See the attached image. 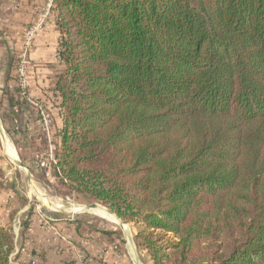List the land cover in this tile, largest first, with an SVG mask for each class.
<instances>
[{
    "label": "trees",
    "instance_id": "obj_1",
    "mask_svg": "<svg viewBox=\"0 0 264 264\" xmlns=\"http://www.w3.org/2000/svg\"><path fill=\"white\" fill-rule=\"evenodd\" d=\"M53 4L54 175L132 224L150 264H264V0ZM14 252L0 223V264Z\"/></svg>",
    "mask_w": 264,
    "mask_h": 264
},
{
    "label": "rangeland",
    "instance_id": "obj_2",
    "mask_svg": "<svg viewBox=\"0 0 264 264\" xmlns=\"http://www.w3.org/2000/svg\"><path fill=\"white\" fill-rule=\"evenodd\" d=\"M3 14V11H1L0 18H3ZM48 24L49 21L45 25L44 29ZM1 28L0 23V31ZM18 55L19 51L13 54L12 59L13 67L10 78L13 79V83L10 84L12 86L10 87L13 89L14 87L16 88L17 83L16 68L18 65ZM54 62L56 65L62 66V64L58 61L54 60ZM57 71L59 72L60 69H57ZM2 86L3 83L0 75V125L6 139H9L7 141L15 150L17 159L23 163L30 172L32 183L35 184L45 197L49 198L63 208H71L72 206L85 207L97 204L107 209L105 206L92 202L86 197H81L72 193L65 188V186H63L62 181L55 175L52 176V179L50 180L46 179L45 176H42L41 171L37 168V164L45 158L48 144L45 136L41 132L40 122L38 141H36L35 138L30 136L26 131L22 132V127L20 128L19 126L20 129L18 133L20 134L16 135L14 139L17 141V144H13L11 136L6 132V128L10 127V123L6 121L9 117H7L6 98L3 97ZM27 94H29V91H27ZM53 96L55 98V103L50 109H48L51 114L50 117L53 126V132L51 131L50 137L51 135H53V137L55 135L54 131L56 130L55 124L57 118L55 115H60L58 106L59 99L54 94ZM54 107L56 112L52 111ZM34 109L36 111V115H34L37 116L39 121L37 109L35 107ZM13 126L15 129H18L15 124H13ZM53 137H51L52 144L56 141V138ZM7 160L8 159L4 155L3 151V143L0 139V167L3 169L5 174L3 180L0 182V223L2 226L9 229L13 235L15 249H17L18 252V260L15 261V264H29L32 261L36 264H44V260L48 256L52 258V261H55L56 264H107L106 261L109 259H112L119 264H133L131 260V243L127 242L126 246L123 241V234L120 228L109 224L92 211H85L84 213L75 215L51 212V210L44 206L35 195L30 193L28 181L21 170H17V168L10 163L9 160ZM30 207L33 208L34 213L31 219L32 225L26 234L25 248L21 251L20 248L22 243L20 239V222L24 213ZM47 218H50L53 221L47 222ZM74 220L79 224V233L76 232L75 224L72 223ZM123 224L127 227L128 232L130 231L131 233L132 244L138 264H150L147 254L144 251L137 249L134 240L133 225L124 222ZM99 231H112L114 234L109 236L104 235ZM120 239L123 241L122 243ZM81 244H90L92 247L98 245L100 248L103 247V250L99 252H91L89 250L86 251L87 253L84 255L80 250ZM107 248L108 252L106 251L107 255H105V249ZM12 264H14V261Z\"/></svg>",
    "mask_w": 264,
    "mask_h": 264
},
{
    "label": "crops",
    "instance_id": "obj_3",
    "mask_svg": "<svg viewBox=\"0 0 264 264\" xmlns=\"http://www.w3.org/2000/svg\"><path fill=\"white\" fill-rule=\"evenodd\" d=\"M43 3L44 0H8L3 6L4 14L3 18H0L2 27L0 31V75L3 83L2 90L5 89L7 84V74L11 77L12 70L9 69V63L13 59V54L19 51L22 37L28 27L37 19L38 12L42 9ZM58 46L59 34L55 29L54 18L52 16L49 19L47 27L34 39L29 55L28 95L32 101L47 109H50L55 103L53 89L56 77L63 69L62 66L56 65L54 62V56ZM57 69H60V71L58 72ZM10 84L8 85L7 91L9 92L8 96L13 97V104L12 106L7 104L6 111L10 117V121L17 126V131L22 127V132L26 131L38 141L39 121L37 116H35L36 111L34 106L28 104L26 100L19 99L18 96L15 95L14 89L11 88L12 86ZM3 97L7 98L6 95H3ZM55 110L54 107L52 111L54 112ZM55 117H57L55 129L59 130L62 126L61 118L58 114H56ZM19 134L20 133L17 132V135ZM21 172L23 173L22 170ZM76 232L79 233V230H76ZM24 248H22L21 251H23ZM102 248L103 247L100 248L98 245L92 247L90 244H81L80 250L86 255V251L99 252L103 250ZM106 251L108 252V248L105 249V253ZM14 254L15 256L18 255L17 249H15ZM105 255H107V253ZM106 263L119 264L112 259H109ZM44 264L56 263L48 256L45 258Z\"/></svg>",
    "mask_w": 264,
    "mask_h": 264
},
{
    "label": "built area",
    "instance_id": "obj_4",
    "mask_svg": "<svg viewBox=\"0 0 264 264\" xmlns=\"http://www.w3.org/2000/svg\"><path fill=\"white\" fill-rule=\"evenodd\" d=\"M54 13V4L53 0H44L43 7L39 11V15L34 23L25 31L22 39V45L19 50L18 55V65L16 68V76H17V83L16 87L19 89V98L22 100H26L28 104L34 106L37 109V114L39 116V122L41 127V132L46 138L47 142V151L45 158L38 162L37 168L41 170L46 177V179H52L54 176L55 165H56V154L60 144V139L58 136L59 130L54 131V137L56 141L52 144L53 135L50 137L51 131L53 132L52 121L50 117L49 110L43 108L42 105L37 104L36 102L32 101L30 97H28V68H29V53L33 46L34 39L43 31L45 25L49 21V19L53 16ZM60 41V38H59ZM54 59L56 61H60V49L57 48L55 53ZM53 137V138H54ZM56 172H58L56 168ZM60 180V179H59ZM53 221L50 218H47V222ZM29 264H36L34 261L30 262Z\"/></svg>",
    "mask_w": 264,
    "mask_h": 264
},
{
    "label": "bare ground",
    "instance_id": "obj_5",
    "mask_svg": "<svg viewBox=\"0 0 264 264\" xmlns=\"http://www.w3.org/2000/svg\"><path fill=\"white\" fill-rule=\"evenodd\" d=\"M0 139L3 143V151H4V155L6 156V158L9 160L10 163H12L17 170H21V168L18 166V159H17V155L15 150L13 149V147L11 146V144L7 141L9 139H6L5 135L3 134V129L0 125ZM7 160V161H8ZM28 186L30 189V193H32L33 195H35L40 201L41 203L46 206L48 209H50L51 211H56V212H63V214H67V215H75V214H79V213H84L92 211L94 212L98 217H100L101 219L105 220L106 222H108L111 225H114L118 228H124L127 232V242L131 243V248H132V259L135 260V263L138 264V260L135 259L136 255H135V251L133 248V244H132V239H131V233L130 231L128 232L127 227H123L122 225H120L118 223V221L115 219V217L113 215L108 214L103 208H96V209H90V208H86V207H81V206H72L71 208H63L61 206H59L58 204L54 203L52 200H50L49 198L45 197L40 191L39 189L35 186L34 183L28 182ZM129 254V252H128Z\"/></svg>",
    "mask_w": 264,
    "mask_h": 264
},
{
    "label": "water",
    "instance_id": "obj_6",
    "mask_svg": "<svg viewBox=\"0 0 264 264\" xmlns=\"http://www.w3.org/2000/svg\"><path fill=\"white\" fill-rule=\"evenodd\" d=\"M18 166H19V167L21 168V170L23 171V173H24L26 179L31 183V175H30V172L28 171L27 167H26L23 163H21L20 161H18ZM85 207H86V208H90V209L103 208V207H101V206H99V205H97V204H92V205L85 206ZM103 209H104L108 214L113 215V216L115 217V219L118 221V223H119L120 225H122L123 227H125V225L123 224V222H122L121 220H119V219L117 218V216H116L115 214H113L109 209H105V208H103ZM51 212L56 213V211H51ZM57 213H63V212H57ZM120 229H121L122 234H123V241L125 242V244H126V246H127V239H128L127 232H126V230H125L124 228H120ZM130 257H131V256H130ZM135 259H136V258H135ZM131 260H132L133 264H136V263H135V260H133L132 257H131Z\"/></svg>",
    "mask_w": 264,
    "mask_h": 264
}]
</instances>
